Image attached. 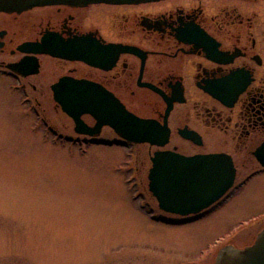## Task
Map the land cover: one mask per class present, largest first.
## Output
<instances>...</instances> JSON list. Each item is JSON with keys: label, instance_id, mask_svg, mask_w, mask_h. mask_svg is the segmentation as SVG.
<instances>
[{"label": "flooded vegetation", "instance_id": "flooded-vegetation-1", "mask_svg": "<svg viewBox=\"0 0 264 264\" xmlns=\"http://www.w3.org/2000/svg\"><path fill=\"white\" fill-rule=\"evenodd\" d=\"M0 89L22 94L20 102L43 134H78L54 90L109 92L127 111L168 134L163 147L144 144L150 162L157 151L228 155L235 179L225 196L232 195L264 173L255 157L264 143V0L46 5L1 12ZM58 111L73 126H58ZM82 119L90 128L96 123L90 115ZM97 134L116 133L103 126ZM258 224L241 247L233 240L222 243L208 264L221 250L252 245L264 220Z\"/></svg>", "mask_w": 264, "mask_h": 264}, {"label": "rangeland", "instance_id": "rangeland-1", "mask_svg": "<svg viewBox=\"0 0 264 264\" xmlns=\"http://www.w3.org/2000/svg\"><path fill=\"white\" fill-rule=\"evenodd\" d=\"M21 98L0 89V264H208L264 220V173L204 217L168 215L147 188V145L43 134Z\"/></svg>", "mask_w": 264, "mask_h": 264}, {"label": "water", "instance_id": "water-1", "mask_svg": "<svg viewBox=\"0 0 264 264\" xmlns=\"http://www.w3.org/2000/svg\"><path fill=\"white\" fill-rule=\"evenodd\" d=\"M159 0H0V13H19L36 6L89 4H140ZM54 99L74 122V130L88 137H98L103 126L118 137L135 144L163 147L168 134L152 120L139 118L109 92L97 89L54 90ZM90 115L96 121L88 127L82 120ZM186 137L194 140L189 134ZM196 140V139H195ZM255 157L264 167V143ZM148 189L160 210L186 217L195 215L217 202L232 187L235 168L225 154L183 156L172 151H157L151 157ZM213 264H264V229L254 243L243 249L221 250Z\"/></svg>", "mask_w": 264, "mask_h": 264}]
</instances>
